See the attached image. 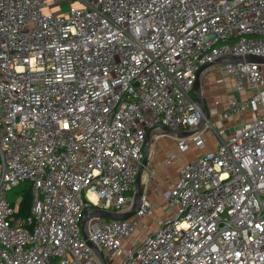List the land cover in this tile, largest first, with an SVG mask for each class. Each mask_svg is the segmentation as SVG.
<instances>
[{
    "label": "built area",
    "instance_id": "2783aa9c",
    "mask_svg": "<svg viewBox=\"0 0 264 264\" xmlns=\"http://www.w3.org/2000/svg\"><path fill=\"white\" fill-rule=\"evenodd\" d=\"M247 56L264 58V0H0V264H100L87 242L104 264H264V64L227 62ZM216 61L232 96L213 123L192 88ZM201 123L153 227L144 196L84 239L85 213L128 210L148 130Z\"/></svg>",
    "mask_w": 264,
    "mask_h": 264
},
{
    "label": "crops",
    "instance_id": "0c3cea01",
    "mask_svg": "<svg viewBox=\"0 0 264 264\" xmlns=\"http://www.w3.org/2000/svg\"><path fill=\"white\" fill-rule=\"evenodd\" d=\"M221 65L222 63H211V65L202 72L200 77L201 97L207 110V117L213 123H217V114L225 109L227 99L232 96L231 79L226 76ZM247 116L248 115L241 116L240 114H237L235 118L229 120L228 122H223V126L227 128L226 132L227 130L232 132V130L244 119V117ZM177 143V140H172L167 136H158L155 134L152 138L149 159L145 169V174L147 176L144 178V196L157 204L154 213L155 215L157 213L156 216L158 218H161L164 215L162 208L157 203L160 192L167 191L173 186L178 166L204 152V150L198 151L193 149L185 153H177ZM214 146L215 143L213 139L208 138L207 149H211ZM172 153H177L176 160L169 164H165ZM173 162L176 164L171 166ZM149 171L153 172L152 179Z\"/></svg>",
    "mask_w": 264,
    "mask_h": 264
},
{
    "label": "water",
    "instance_id": "95a60500",
    "mask_svg": "<svg viewBox=\"0 0 264 264\" xmlns=\"http://www.w3.org/2000/svg\"><path fill=\"white\" fill-rule=\"evenodd\" d=\"M225 62L216 61L212 64H216V63H222L223 64ZM227 62H232V63L246 62V63H254V64H264V58L256 57V56H247L244 58L232 57ZM210 65L211 64L205 65L197 71L196 80H195V83H194L193 88H192V93H193L194 99H195L196 103L198 104V106L200 107L205 119L207 118L208 114H207V110L205 108V105L203 103L202 97H201L200 77H201L202 72L204 70H206ZM202 127H203V123H201L199 125V127L193 131L181 132V131H173V130H170L164 126L159 125L153 129L148 130L145 134L143 158L141 161V166H140L138 173L136 175V178H135L134 189H133L132 197H131V204H130L128 210L124 211V212H120V213H113V212H107V211H103V210L94 208L89 213H85L83 215V217L81 218V221H80V227H81V230L83 232L84 239H86V236L84 234V227H85L86 222L89 219L96 218V219H103V220H126V219L131 218L136 213V211L140 205V202H141L142 198L144 197L145 169H146L148 159H149L150 147H151L153 135L156 134L158 136H167V137L171 138L172 140H182V139H188L190 137H193L194 135H196L197 133H199L201 131ZM87 244L92 249L94 254L96 255L98 262L100 264H104V261H103L101 255L99 254V252L97 251V249L91 243L87 242Z\"/></svg>",
    "mask_w": 264,
    "mask_h": 264
},
{
    "label": "rangeland",
    "instance_id": "374dc122",
    "mask_svg": "<svg viewBox=\"0 0 264 264\" xmlns=\"http://www.w3.org/2000/svg\"><path fill=\"white\" fill-rule=\"evenodd\" d=\"M66 8V4L64 3H59V6L56 7L55 9H53V11H56V10H60V11H64ZM227 135H229L231 133L230 130H227ZM142 154H143V151H142ZM178 160V159H177ZM176 163L173 162L171 166L175 165ZM170 169V168H169ZM172 169V168H171ZM153 177V176H152ZM151 177V179H152ZM26 183V182H25ZM24 184V183H22ZM22 184L16 186L15 188H13L7 195V198L8 200L11 202V203H19V201L21 200V191L20 189L18 188L19 186H21ZM18 188V189H17ZM159 193V192H158ZM157 215V213H156ZM155 215V213L149 218L146 220L145 222V225L147 226H150V227H153L154 226V223L156 221V218L157 216ZM144 231V226L141 225L139 228H138V231H136V235L138 234L139 236L142 235Z\"/></svg>",
    "mask_w": 264,
    "mask_h": 264
},
{
    "label": "trees",
    "instance_id": "16d2710c",
    "mask_svg": "<svg viewBox=\"0 0 264 264\" xmlns=\"http://www.w3.org/2000/svg\"><path fill=\"white\" fill-rule=\"evenodd\" d=\"M21 191V200L17 205V218L21 220H26L29 217L30 206H31V184L29 182H24L18 187ZM17 188V189H18Z\"/></svg>",
    "mask_w": 264,
    "mask_h": 264
}]
</instances>
